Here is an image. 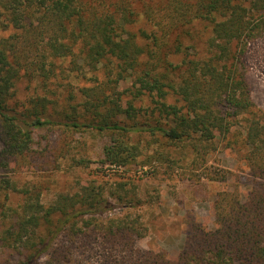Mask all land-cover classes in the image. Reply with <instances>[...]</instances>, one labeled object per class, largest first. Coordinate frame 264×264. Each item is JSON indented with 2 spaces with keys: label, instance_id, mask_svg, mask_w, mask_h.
Returning a JSON list of instances; mask_svg holds the SVG:
<instances>
[{
  "label": "trees",
  "instance_id": "1",
  "mask_svg": "<svg viewBox=\"0 0 264 264\" xmlns=\"http://www.w3.org/2000/svg\"><path fill=\"white\" fill-rule=\"evenodd\" d=\"M199 25L210 34L205 55L197 58L187 49L196 47ZM263 36L264 0H0V166L7 168L31 151L35 128L87 126L104 132L111 138L104 163L125 168L141 154L127 139L130 133H159L168 146L191 145L206 155L218 136L228 139L236 118L253 115L235 142L250 150L246 160L256 179L248 196L218 192L215 227L194 226L178 258L135 248L148 228L132 211L141 201L133 202V187L125 182L107 189L110 199L105 187L89 183L45 204L40 193L3 179L2 188L25 196L23 204L10 209L14 219L1 237L19 250V264H63L67 247L56 240L88 233L101 235L112 248L132 251V264H264V117L254 111L244 62L249 44ZM64 59L73 71L104 67L106 83L84 87L85 101L71 105L63 118L50 113L53 101L45 96L33 97L23 112L11 106L19 80L46 86ZM128 79L134 99L152 97L151 111L131 101L123 107L127 91L118 87ZM170 94L181 105L168 103ZM79 107L91 113L88 123L80 121ZM153 158L170 161L169 154ZM213 172L206 174L210 181L226 182L223 170Z\"/></svg>",
  "mask_w": 264,
  "mask_h": 264
},
{
  "label": "rangeland",
  "instance_id": "2",
  "mask_svg": "<svg viewBox=\"0 0 264 264\" xmlns=\"http://www.w3.org/2000/svg\"><path fill=\"white\" fill-rule=\"evenodd\" d=\"M209 34L210 29L198 26L195 35L197 45L187 49L192 57L205 55V42ZM173 60L179 63L182 58ZM244 62L248 86L256 106L254 111L264 117V36L249 44ZM71 67L68 59L60 60L56 76L51 77L46 86L26 78L19 80L11 106L23 112L25 107L30 106L33 97L45 96L53 101L50 113L63 118L65 112L71 113V105L85 101L81 93L84 87L105 84L107 81L104 67L91 70L78 66L74 71ZM130 90L134 91L132 79L119 84L118 91H127L123 94V107H127V102L131 101L137 108L151 111L154 107L152 97L145 95L134 99ZM167 102L181 105L171 94ZM79 108L84 114L80 121L88 123L91 113ZM250 118L253 115L236 118L228 139L218 136L215 145L214 141L209 145L206 155L202 150L195 151L191 145L168 146L167 140L159 133L144 130L130 133L127 139L140 147L141 154L125 168L104 163V147L111 139L104 132L87 126L74 128L64 125L33 129L35 136L31 151L9 161L7 168L0 166V264H19L21 259L19 250L4 244L1 237L14 219L10 209H17L25 199L23 193L2 188L3 179L16 182L21 189L40 193L45 204L54 201L60 193L73 194L89 183L101 185L106 190L115 182L127 183V188L133 187L130 192L133 202L141 201L132 211L141 214L148 228L147 235L135 243V248L141 252H162L153 247L157 245L161 248L165 243L164 236L169 232L183 231L185 245L188 235L195 231L194 226L213 229L216 194L223 190H238L244 200L256 179L246 160L250 150L240 142L235 144L245 133L247 119ZM147 120V117H141V121ZM1 137L0 134V151ZM154 153L169 154L170 161L151 159ZM214 169L224 171L226 182L210 181L206 177L208 173L214 174ZM190 176L192 181L185 180ZM105 195L110 199L108 190ZM56 243L67 247L63 264H132V255L135 258L134 253L123 246L112 248L111 243L97 233H88L76 239L60 236Z\"/></svg>",
  "mask_w": 264,
  "mask_h": 264
},
{
  "label": "crops",
  "instance_id": "3",
  "mask_svg": "<svg viewBox=\"0 0 264 264\" xmlns=\"http://www.w3.org/2000/svg\"><path fill=\"white\" fill-rule=\"evenodd\" d=\"M186 202H188V198H186L185 200ZM183 231L178 232H169L164 236V240L165 243L163 246L157 247V245H155V247H153L154 249H159L162 250L163 252H165L169 258L171 259H176L178 258V256L180 255L183 247H184V240H182V236H183ZM157 238L158 236L155 235Z\"/></svg>",
  "mask_w": 264,
  "mask_h": 264
}]
</instances>
